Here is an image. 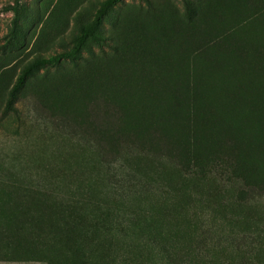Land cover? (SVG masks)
I'll list each match as a JSON object with an SVG mask.
<instances>
[{
	"label": "rangeland",
	"instance_id": "rangeland-1",
	"mask_svg": "<svg viewBox=\"0 0 264 264\" xmlns=\"http://www.w3.org/2000/svg\"><path fill=\"white\" fill-rule=\"evenodd\" d=\"M104 1L0 0V65L14 60L0 91H10L35 60L36 40L47 55L71 49ZM141 6L144 0H122L111 14ZM218 12L220 20L230 17ZM102 24L104 33L110 25ZM90 49L101 53L94 42ZM90 55L84 50L82 58ZM80 62L40 69L32 79ZM15 106L19 114L0 118V264H264V195L240 200V185L220 168L186 175L167 158L123 154L110 170L85 138L93 127L49 116L32 96ZM112 111L102 97L84 109L103 128ZM115 174L150 187L117 190Z\"/></svg>",
	"mask_w": 264,
	"mask_h": 264
},
{
	"label": "trees",
	"instance_id": "trees-1",
	"mask_svg": "<svg viewBox=\"0 0 264 264\" xmlns=\"http://www.w3.org/2000/svg\"><path fill=\"white\" fill-rule=\"evenodd\" d=\"M121 1L105 0L89 12L94 21L80 25L69 50L47 55L36 40L35 60L10 91H0V118L19 114L21 95L32 96L49 116L94 128L85 138L110 170L123 154L167 158L178 160L186 175L220 170L240 185V200L249 193L253 199L263 196L264 0H181L182 8L170 0H144L147 8L113 16ZM221 9L228 19L220 20ZM105 18L110 28L103 33ZM68 22L64 17L63 24ZM92 42L99 55L90 49ZM84 50L90 57L82 58ZM79 59L74 68L32 79L40 69ZM13 62L0 65V81ZM100 97L114 112L104 128L84 112ZM127 177L116 175L113 187H150Z\"/></svg>",
	"mask_w": 264,
	"mask_h": 264
}]
</instances>
